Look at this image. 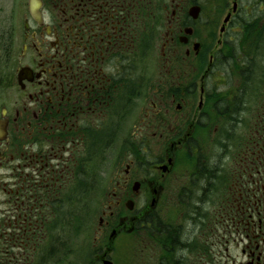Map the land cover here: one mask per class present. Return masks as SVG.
Listing matches in <instances>:
<instances>
[{
	"label": "flooded vegetation",
	"instance_id": "flooded-vegetation-1",
	"mask_svg": "<svg viewBox=\"0 0 264 264\" xmlns=\"http://www.w3.org/2000/svg\"><path fill=\"white\" fill-rule=\"evenodd\" d=\"M82 190L101 264H264V0H0V264Z\"/></svg>",
	"mask_w": 264,
	"mask_h": 264
},
{
	"label": "rangeland",
	"instance_id": "rangeland-1",
	"mask_svg": "<svg viewBox=\"0 0 264 264\" xmlns=\"http://www.w3.org/2000/svg\"><path fill=\"white\" fill-rule=\"evenodd\" d=\"M152 61L153 60H151L150 65L152 64ZM215 74L216 73L213 72V75ZM217 79L216 76L209 78V84H211L213 80V85L215 87V84L217 85L219 84ZM222 88H224V86L223 84L220 83V85L217 86L216 89L221 90ZM247 119L248 118H246V120ZM233 147L234 145H232L231 148L226 150L227 154L232 153ZM214 152H216V150H213V153ZM69 194L70 192L65 193L63 228L60 225L50 226V231L47 238L48 247L50 249L48 264H57L56 263L57 257L54 263H51V259L54 257L52 255V250L53 249L57 250V248H59V250L62 249L64 250V256L61 264H91L92 262H94L93 264H98L99 261L95 259V251H93L94 250L93 248L95 247L94 229L98 222V217L100 215L99 213L101 207V200L105 198V195L100 193L90 194L83 192L82 190L80 193V203H79L80 207H76V204L74 207L73 201H71L70 204H67V198ZM210 199L211 198H208V201H210ZM197 224L193 223L191 229L196 230L198 234L200 233L201 229L205 230L206 228H210L206 223H202L203 228L201 225H197ZM211 227L212 228L214 227L213 232L216 233L223 232L222 229H219V225H212ZM57 231L61 232V237L60 235L59 236L57 235ZM204 233L210 234L212 233V231L208 229L205 230ZM45 246L46 243L44 247ZM135 247H136L135 243H133V246H128L124 248L122 253L125 254V257L132 256V253L136 251Z\"/></svg>",
	"mask_w": 264,
	"mask_h": 264
},
{
	"label": "water",
	"instance_id": "water-1",
	"mask_svg": "<svg viewBox=\"0 0 264 264\" xmlns=\"http://www.w3.org/2000/svg\"><path fill=\"white\" fill-rule=\"evenodd\" d=\"M104 264H110V263L106 261V262H104Z\"/></svg>",
	"mask_w": 264,
	"mask_h": 264
}]
</instances>
